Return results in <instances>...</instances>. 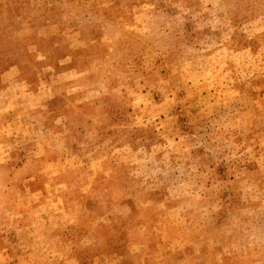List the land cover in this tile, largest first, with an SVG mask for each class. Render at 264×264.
Masks as SVG:
<instances>
[{
  "label": "rangeland",
  "instance_id": "obj_1",
  "mask_svg": "<svg viewBox=\"0 0 264 264\" xmlns=\"http://www.w3.org/2000/svg\"><path fill=\"white\" fill-rule=\"evenodd\" d=\"M0 264H264V0H0Z\"/></svg>",
  "mask_w": 264,
  "mask_h": 264
}]
</instances>
